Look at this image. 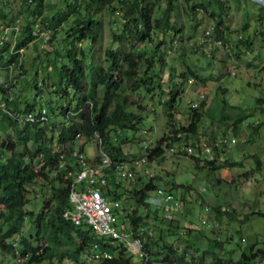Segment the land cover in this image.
<instances>
[{"label": "trees", "instance_id": "trees-1", "mask_svg": "<svg viewBox=\"0 0 264 264\" xmlns=\"http://www.w3.org/2000/svg\"><path fill=\"white\" fill-rule=\"evenodd\" d=\"M76 1L78 4L75 3V5L67 2L69 12L58 13L49 19L51 27L57 31V27L67 22L69 15L73 14L72 21L67 23L69 29L65 28L66 37L62 41L63 47L55 49L51 57L55 69L54 89L51 92L58 99L65 98L67 103L55 105L48 100V103L52 104L51 115L55 114V120H51L50 115L43 124L23 121L22 128L17 132V141L8 136L0 143V147L8 152L0 156V252L12 260L21 259V262L23 260L21 264H64L67 259L79 261L91 250L94 243H101L110 248L113 257L99 264H136L124 243L102 238L86 223L75 225L64 216L65 212L71 208L70 191L81 170L79 162L72 154V150L77 147L78 135L86 139L99 138V155L93 159L88 158V161L91 164H99L102 160L100 150L106 153L111 163L104 168L107 173V182L103 187L104 194L115 200L120 199V194L112 188V186H119V181L112 180L111 174H116V167L124 164L123 161L127 160L128 156L124 154L122 146L115 142L112 131L122 129L136 131L140 128L143 122L142 114L130 110V106L138 102L137 96L133 93L138 94L140 98L142 93V97H146L147 94H154V91L159 89L160 95H167L165 101L161 103L168 117L169 135L161 137L155 147L149 148V160L161 157L166 148L175 147V144L184 145L187 141L186 145H189V142L195 145L197 141H200L202 139L199 135L200 123L205 114L213 121L224 122L227 119L233 121L232 126L236 133L242 122L252 116V113H246L240 106L229 104L224 96H219L210 106L208 105L206 110V101L198 106H194L193 103L188 110L187 124L177 122L175 113L181 103L186 83H189L190 79L205 83V80L209 79L207 77L209 74L204 72L205 68H195L190 63H186V69L179 74L181 81L178 83L176 69L168 63L164 45L169 43L170 47L174 44L185 46V42L192 40L201 24L198 19L199 11L207 13L209 17L207 24L212 26L211 28L208 26L207 30L204 28L200 41L196 42L212 61L214 58L209 57L214 55L211 42H214L217 47L225 46L237 60L243 57L244 51L250 53L254 50L253 42L252 38L241 36L236 42L228 44L230 37L227 35L228 29L224 27V24L231 8L230 0H183L186 16L192 21L189 27H185L178 19L179 0H83L85 4H82V0ZM164 1L166 6L162 4ZM26 3L28 15L31 17L40 13L43 0H27ZM115 3L123 12V22L119 28L113 30V40L120 42L121 45L106 50L108 67L93 68L92 58L87 55V51L91 50L92 45L98 40L101 22L99 18L94 17L95 13L92 9L105 5L114 14ZM255 7L258 8L259 18L263 24L260 34L264 38V6L256 3ZM4 16L0 14V17ZM174 16H177V19H174ZM35 25L34 20L28 19V22H25L23 32L17 38L13 48L10 45L11 41L0 42V68L7 71L11 69L10 66L23 68L21 52H16L19 49H25L30 41L36 38ZM86 40L90 41L88 46L84 44V47H76V42L82 44ZM48 41L51 42L52 38ZM124 44L128 48H125ZM58 55L63 58L61 61ZM167 66L171 73L168 81L170 88L166 92L162 90L160 74ZM208 66L209 68L212 66L210 61ZM121 73L126 76L128 80L126 83L120 79ZM210 76L217 78L214 75ZM44 77L43 80L46 82L49 76L44 75ZM219 78L220 76L217 79ZM33 83L36 90L35 96H41L43 87L39 86L38 82ZM46 86L48 87L49 83ZM98 86L102 87V94L99 96L97 95ZM219 89L222 93L226 90L223 83L220 84ZM71 93L75 95V98L70 95ZM256 100L264 112V106H262L264 95ZM73 101H75L74 108ZM138 103L140 105V102ZM140 106L144 108L143 104ZM3 107L6 110L22 113L37 109L36 103L21 102L20 99H11L8 96H5ZM0 116L1 120L9 121L11 125L19 124L18 120L5 110H0ZM260 125H264V121L258 126ZM257 127L252 125L255 131ZM54 132H57V137L54 136ZM211 134L210 138H204L210 144L215 143L217 139L214 131ZM29 142H31L30 147ZM55 145L64 147L63 159L60 158V154L54 152ZM80 151L84 153V145L80 146ZM213 151V160L201 158L202 155L190 156L197 162L204 159L205 167H208L209 174L214 177V174L224 167L240 165L238 162H230L228 158L221 161L222 155L218 146H214ZM62 161H64V167H60ZM256 162L258 165L261 163L259 158H256ZM39 178L45 182L44 185L49 189V194L45 193L42 206L37 210L26 209L31 201L30 187L36 185ZM215 179L216 184L222 182L218 176ZM133 190L126 192L128 198L136 200L137 206L125 214L120 210L118 213L115 211V215L117 218L122 217L125 225L127 224V226L123 224V229L131 231L135 237L143 238L147 252L146 258H148L147 264L153 259L160 260L159 258L175 260L180 264H197L194 259L191 262L186 261V252L180 253L173 245L160 244V240L154 238L148 231L150 221L152 217L157 216L159 209L155 207L156 209L152 210L151 203L148 201L150 192L161 190L157 177L150 178L141 187H134ZM28 219L31 225L30 231L25 233ZM169 224L173 226V220ZM210 256L215 259L216 264H243V260L234 261L230 256L227 258L215 254ZM242 256L250 261L249 264H253L258 259L264 260V249H258L252 245L249 253L243 252Z\"/></svg>", "mask_w": 264, "mask_h": 264}, {"label": "rangeland", "instance_id": "rangeland-1", "mask_svg": "<svg viewBox=\"0 0 264 264\" xmlns=\"http://www.w3.org/2000/svg\"><path fill=\"white\" fill-rule=\"evenodd\" d=\"M26 1L0 0V14L5 15L0 17V42L9 39L7 41H11L10 45L13 48L28 19L34 20L36 24L34 30L37 32L36 38L30 41L25 49H19L16 52H21L23 68H12V72L0 68V79L3 82L5 80L4 83L7 84L4 87L5 90L0 88V104L5 105V96H8L11 99H20L21 102L36 103L37 108L43 104L51 113L52 104H49L48 100H51L55 105L67 103L65 98L58 99L51 92L55 82V69L51 57L55 53V49L63 47L62 41L66 37L65 28L69 27L67 23L72 21L73 14L69 15L67 22L57 27V31L51 27L49 19L58 13L69 12L67 2H71V5L78 3L76 0H43L40 13L29 17ZM230 1L231 8L224 24V27L228 29L227 35L230 37L228 44L236 42L241 36L252 38V49H254L252 52H243L242 50L244 55L237 60L225 46L217 47L214 42H211L214 55L209 57L214 60L209 59L205 50L200 48L199 43L196 42L200 41V35L204 33V28L207 30L209 26L207 24L209 17L204 11L198 12L201 24L197 30L198 33L192 40L185 42V46L174 44L170 47V44L167 43L164 45V49L167 52L168 63L176 69L178 83L181 81L179 74L186 69V63H190L195 68H205L204 72L209 74L207 76L209 79H206L205 83L199 80L186 83L181 103L175 113L177 122L187 124L188 110L193 103L198 102L200 105L206 101V110L208 105L210 106L212 101L219 96H224L231 105L240 106L246 113H252L251 117L242 122L238 133L233 130V121L228 119L224 122L213 121L205 114L200 123L199 135L202 139L210 138L212 131L215 132L216 137L231 134L237 138L235 144L225 145L219 149L222 155L221 161L228 158L230 162H238L240 165L227 166L216 172L215 177L218 176L222 179L221 183L216 184L217 180L212 174H209L208 167H205V155L201 156L204 158L202 161H195L189 154L183 152L182 143L174 145L178 152H170L166 148L161 157L149 160V148L155 147L161 137L169 135L168 117L161 103L165 101L167 95H160L159 89L154 91V94H147L146 97H142V93L140 95L141 99L144 98L142 100H139L138 94L133 93L137 96L140 105H144L143 108L136 102L130 106V110L142 114L143 122L138 130L112 131L115 142L122 146L124 154L128 156V159L123 161L125 167L135 172L134 178L128 176L126 178L117 173L111 174L112 180L119 181V186H112L120 194V199H116L119 200L120 207H116L113 202L117 208L115 211L118 213L120 210L125 214V212L133 210L137 206L136 200L128 198L126 191H134V187L139 188L150 178L157 177L161 190L165 193H173L174 203L178 201L179 204H175L174 210L169 213L165 209H158L157 216L152 217L150 221L148 231L150 235L160 240V244L173 245L178 248L180 253L186 252V261L191 262L194 259L197 264H216L215 259L210 256L213 254L221 255L224 258L230 256L234 261L243 260V264H249L250 261L242 256L243 252L249 253V248L252 245L258 249H264V125L258 126L264 121V112L256 100L264 95V38L260 34L263 24L259 18L258 8L255 7L256 2L252 0ZM82 4L85 2L83 1ZM162 4L166 6L165 1ZM114 5L116 7L114 14L105 5L92 9L95 13L94 17L99 18L101 22L98 40L92 45V49L87 51V55L92 58L93 68L108 67L106 50L121 45L120 42L113 40V30L122 25L123 12L117 3ZM179 6L178 19L185 27H189L192 21L186 16L183 0H179ZM174 19H177V16H174ZM211 26L209 27L211 28ZM6 36L7 38H5ZM45 36L52 38V43L43 42ZM84 44L88 46L90 41L86 40L82 44L76 42V47H84ZM142 45L140 46L142 47ZM124 47L128 48L125 44ZM61 52L63 53V51ZM58 57L60 61L63 59L60 55ZM209 61L212 63L210 68ZM46 72L48 74H45ZM170 73L171 70L167 66L160 74L162 90L166 92L170 88L168 82ZM44 75L49 76L46 78V82L43 80L45 79ZM210 75L217 78L220 76V78H212ZM120 79L123 83L128 81L123 73H121ZM33 82H38V85L43 87L41 96H35L36 90ZM222 83L226 89L223 93L219 89ZM101 94L102 87L98 86L97 95ZM70 95L75 98L73 93ZM74 106L75 101L72 102V107L74 108ZM50 117L51 120L56 119L55 114ZM1 118L0 116V143L8 136L17 141V132L22 128L23 121L11 125L9 121L1 120ZM252 125L258 126L256 131L252 129ZM56 135L57 132H54V136ZM98 140V137L82 139L81 145H84V154L87 158L93 159L99 155ZM80 141L77 139V146ZM28 146H31V142ZM6 154L8 152L0 147V156ZM143 157L149 162H142L136 166L135 161ZM256 158L260 159V165L257 164ZM41 184L44 185L45 182L39 178L36 185L30 187L32 190L31 201L27 204L26 209L37 210L42 206L43 196L46 192L49 194V189ZM150 193L152 197H160L159 191ZM108 198L115 200L110 196ZM160 200L155 203L160 205L162 203ZM151 207L152 210L156 209L154 204H151ZM170 214L172 219L168 217ZM171 220H173V226L169 224ZM123 224L125 225L124 219L119 217L116 229L120 232L125 230L122 228ZM30 226L28 219L24 229L25 233L30 231ZM129 255L132 256L131 253ZM133 260L136 264H144L146 261L140 260L136 256H133ZM154 261L155 259L151 260L149 264H153ZM22 262L12 260L0 252V264H21ZM64 264H83V260L81 258L79 261L67 259ZM253 264H264V260L258 259Z\"/></svg>", "mask_w": 264, "mask_h": 264}, {"label": "built area", "instance_id": "built-area-1", "mask_svg": "<svg viewBox=\"0 0 264 264\" xmlns=\"http://www.w3.org/2000/svg\"><path fill=\"white\" fill-rule=\"evenodd\" d=\"M34 34L37 35V32L34 31ZM5 38H7V36ZM5 40L7 41L9 39ZM48 40L49 37L45 36L43 42H47ZM10 67V72H12V66ZM10 79L12 78L10 77ZM189 81L192 82L193 79H190ZM4 82L0 79V88H4L7 85ZM198 105V102L194 103V106ZM0 110H5L18 121L39 122L42 124L47 121L51 115L46 106L43 104L35 111H29L27 113L6 110L2 104H0ZM77 138L81 141L79 145L72 150V154L79 162L81 170L76 176L70 191L69 201L71 208L65 212L64 216L75 225H82L83 223H86L98 236L102 238H110L114 241L124 243L129 253H131L133 256H136L140 260H146L147 264L148 258H146L147 252L144 248L143 238L135 237L131 231L129 232L123 230L120 232L116 229V222L118 221V218L115 215V210L117 209L116 207H120V202L119 200H110L108 196L104 194L103 188L107 182V173L104 168L111 163L110 158L106 155V153L100 150L102 154L101 163L91 164L85 154L80 151L82 139L84 138H82L80 135H78ZM236 142L237 138L231 134L219 135L215 143L210 144L206 139H201L200 141H197L195 145H192V143L189 142V145L184 144L182 147H185L183 148V152L186 154L205 155L204 157L206 159L213 160L214 146L220 147L224 145H233ZM99 143L100 140L97 142L98 147ZM63 150L64 147L61 145H55L54 147V152L60 154V158L62 159L65 157ZM169 150L170 152H178V150L174 147L170 148ZM146 160L147 159L143 157L142 159L135 161V165L137 166L142 162H148ZM60 167H64V161L61 162ZM115 170L118 175L124 176L126 178L135 177V172L130 171V168H126L124 164L117 166ZM159 193L160 197L150 196L148 201H150L151 204H154L159 209H165V211L168 213L172 212L175 208L174 205L179 204L178 201L174 203V194L165 193L162 190H159ZM159 199H161L160 201L162 203L157 205L156 203L159 201ZM113 202H115L114 205L116 207L113 205ZM168 217L172 218L171 214L168 215ZM112 257V251L108 246L102 245L101 243H94L91 247V250L84 255L83 264H99L103 260L111 259ZM19 261H21V259H19ZM153 264L180 263L175 260H163V258H161L160 260H155Z\"/></svg>", "mask_w": 264, "mask_h": 264}, {"label": "water", "instance_id": "water-1", "mask_svg": "<svg viewBox=\"0 0 264 264\" xmlns=\"http://www.w3.org/2000/svg\"><path fill=\"white\" fill-rule=\"evenodd\" d=\"M252 1L264 6V0H252Z\"/></svg>", "mask_w": 264, "mask_h": 264}, {"label": "clouds", "instance_id": "clouds-1", "mask_svg": "<svg viewBox=\"0 0 264 264\" xmlns=\"http://www.w3.org/2000/svg\"><path fill=\"white\" fill-rule=\"evenodd\" d=\"M84 258V257H83ZM83 258H81L83 260ZM23 261V260H22Z\"/></svg>", "mask_w": 264, "mask_h": 264}]
</instances>
